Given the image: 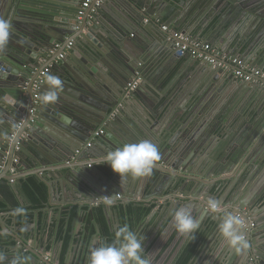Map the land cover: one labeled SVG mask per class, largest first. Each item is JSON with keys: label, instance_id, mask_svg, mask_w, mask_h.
<instances>
[{"label": "water", "instance_id": "obj_1", "mask_svg": "<svg viewBox=\"0 0 264 264\" xmlns=\"http://www.w3.org/2000/svg\"><path fill=\"white\" fill-rule=\"evenodd\" d=\"M59 1L64 0H31V2L29 0H13L9 7V17L6 20L11 21L12 28L7 44L0 49V115H5L6 120V124L0 122V176L3 174L0 177V187L8 185L17 193L23 178L36 176L38 179L46 181L44 183L48 199L44 206L46 213L55 215V212L58 211V217L61 219L64 207L73 208L78 204L79 212L71 222L69 235H72L73 229H75L74 235L78 233V228H81L80 231L83 232L85 223L82 224L77 219L82 215L83 207L91 209V205H102V200L106 198L113 200L117 195H120V192H127V190L136 192L140 185L149 193L141 200L144 202H150L151 199L158 200L163 197L165 191H168L171 196L168 200L176 201V203H172V212L182 206L189 207L193 217L200 221L201 230L209 231L211 235L219 232L218 226L226 211L234 212L244 219L243 232L249 246L243 253H237L223 245L222 264L223 260H225V264H264V157L257 161L253 166L254 169L252 167V174H247L244 177L241 175L240 185L235 184L232 189L223 188L219 184L221 182L219 174H228L232 165L234 167L230 173L236 171L235 168L242 156L239 153H233L234 155L230 159H225V162L218 160L214 161V164L212 162L206 164L203 162L202 155L206 154L205 150L208 151V147H203L201 143L197 142L199 138L195 131H189L184 135V141L176 146H170L162 152L159 151L158 164L161 163L160 167L156 165L150 176L139 179L131 177L120 179L107 164L102 163L108 152L122 147L121 144L118 147L108 141L107 133L109 134V130L115 128L118 121V115H113L111 118L110 114L118 109L119 105H125L130 99L136 100L139 91L143 89V79H140V84L133 92L127 93L126 89L130 80L133 82L138 79H133L135 71L127 68L119 69L112 64L104 65L108 66V69L102 67V64H98L105 76L95 70H89L85 65H80L78 69L83 74L82 76L72 74L68 69L66 72L64 71L65 73L53 72L52 74L59 76L64 84L57 102L48 105L42 103L39 98L38 106L34 105L31 86L39 72L46 67L38 66L40 58L44 55L33 51L32 44L47 52L51 44L65 43V38H73L77 33L73 40H79V44H83L87 50L86 56L93 60L102 52H98L95 47H92L87 39L90 40L91 34L98 28L94 21L98 20L99 16H105L106 23L111 22L118 33L126 28L122 19L109 9L110 4H115L123 10L131 7L136 8L138 21L148 19L149 26L158 28L159 25L156 22L159 19L172 18V13L168 12L167 7L163 8V2L169 0H140L138 6L132 4L131 0H110L109 4L101 9L91 7L85 11L81 20L78 17L81 16V5L84 0H67L68 5L61 4ZM205 1L208 3L206 9L214 5L215 7L226 6V12L232 11L233 13L231 20L236 17L244 24L254 21L252 25L257 34L260 36L264 34V0ZM146 4H151L153 10H149ZM89 18H91L92 24L87 25ZM41 29H43L42 32H39ZM107 29L109 28L107 27ZM141 29L145 31L147 27L141 26ZM165 35H167L166 32ZM172 48H174L173 41ZM69 59L73 58L70 56ZM36 69L38 73L32 75ZM47 88L48 85L44 77L43 87L39 92L40 97ZM7 96L13 97L15 103L9 104L4 99ZM66 118L70 119L71 123ZM46 125L52 132L44 127ZM61 130L70 134L74 139L67 137L63 144L56 141L58 138L54 132L58 133ZM96 132H100V134L92 137L89 141V136ZM8 140L7 146L2 145ZM124 140L126 139L124 138ZM256 140L257 136L249 140L241 150L247 153ZM86 143L88 144L85 146ZM29 147L32 152L28 151ZM85 149L92 152L104 150L102 153H105L101 155V161L89 162L85 156H80ZM201 149L202 151H200ZM53 150L59 156H53L51 154ZM79 150H81V154L77 155L76 161H69L67 157ZM198 152L199 155L196 159ZM193 153L195 154L192 155ZM22 154L25 157L17 165H13V158L20 157ZM60 157L69 163L62 166L63 160H59ZM97 157V155L94 156V158ZM80 161L85 163H79ZM57 165L61 168L56 167ZM12 166L23 173L16 178L14 184H8L9 169ZM47 166H50L51 172L60 178L56 184L52 183L54 175H51L49 181L47 180L44 173L50 172L49 170L41 171L42 167ZM242 167V165L238 167L237 174ZM211 177L214 180H211ZM187 187L189 188L185 191ZM178 194L187 198L177 197ZM188 194L192 197L189 198ZM57 195L61 197L57 202L58 208L51 205L56 201ZM14 197L21 198L19 194H15ZM126 197L133 198L132 195H126ZM210 199L217 202L216 210L209 208ZM68 200L71 202H67ZM135 201V199L134 201L133 199L131 201L124 200V203ZM25 214L22 213V225H18L14 218L15 228H10L0 217V234L15 240L18 250L31 246L29 254L42 264H53L52 259L45 260L46 253L41 248L42 246L38 247L39 243L33 238L36 233L40 235L42 232L39 224V212L36 213L34 222L24 221ZM51 223H53L51 219L45 221L46 227L48 228ZM43 241H46L45 236Z\"/></svg>", "mask_w": 264, "mask_h": 264}, {"label": "crops", "instance_id": "obj_2", "mask_svg": "<svg viewBox=\"0 0 264 264\" xmlns=\"http://www.w3.org/2000/svg\"><path fill=\"white\" fill-rule=\"evenodd\" d=\"M12 1L0 0V18L6 19L9 17L8 11ZM29 1L31 2V0ZM109 1L107 0L103 3L99 9L107 6ZM59 2L68 5L67 0ZM206 2L205 0H169L163 2V8L167 7L168 12L172 13V18L159 19L156 22L159 25L158 28L149 26L148 19L138 21L136 19L138 18L136 8L131 7L123 10L115 4H110L109 9L122 19L123 25H126L125 30L118 33L111 22L106 23L105 16H99L98 20L94 21L98 28L95 29L90 36V40L87 39V41L102 54L90 60L86 56L87 50L85 46L79 44V40H73L77 35L76 33L73 38H65V43L68 41L73 42L72 46L67 50L65 58L62 61H57L52 69L50 68V73H65L66 69H68L72 74L82 76L83 74L78 69L80 65H85L89 70H95L99 74L104 75L98 66L99 63L103 65L102 67H107V69L109 67L104 65L112 64V66L116 65V68L119 67V69L134 70L133 79H139H137L138 86L142 78L143 89L139 91L136 100L130 99L125 105H119L118 109H115L110 114L111 118L113 115H118V121L115 128L109 130V134L107 133L109 143L119 147V144L123 146L125 144L139 143L143 140H151L162 152L170 148V146H176L184 141V135L189 131H195L199 138L197 142L201 143L203 147H208V151L205 150L206 154L202 155L203 162H206V164L210 162L214 164V161L218 160L225 162L224 160L230 159L234 155L233 153H239L242 156L238 161L237 168H235L236 171L230 173L231 169H233L232 167H234L232 165L231 169L228 170L230 174H219V181L221 180L219 184L223 188L229 187L232 189L235 184H241L242 176L252 174V167L259 159L264 157V79L256 80L253 83H244L235 79L230 73L224 71L221 73V70H215L199 63L187 53L179 56L176 50L172 48L171 38L174 33H178L194 43L209 44L224 55L239 57L249 66L256 67L263 72L264 34L262 36L257 34L252 25L254 21L244 24L242 21L237 20L236 17L231 20L233 13L232 11L227 13L226 6L215 7L214 5L206 9L208 6ZM131 3L138 6L140 0H131ZM146 7L151 11L153 10L151 4H146ZM60 14L63 15V13ZM90 24H92L91 18L87 22V25ZM141 26L147 27V30H142ZM163 26L166 27V31L162 29ZM42 30H39V32H42ZM165 32L167 35H165ZM65 43L62 44L65 45ZM31 46L34 47L33 51L35 50L36 53L40 55L43 53L42 55H44L40 58L38 66L41 67L43 65V67L47 68L52 61V58L47 57L48 51L44 52L45 50L40 49L35 44ZM51 47L52 44L48 48L50 49ZM70 56L73 59H69ZM37 71L36 69L32 75H35ZM38 102L37 100L34 105L38 106ZM4 116L3 114L0 115L2 124H6ZM60 117L62 118V116ZM44 127L52 132L47 125ZM54 134L58 138L55 140L62 144L67 137L74 139L64 130L58 133L54 132ZM256 136L257 140L249 148L248 152L244 153L241 149L246 146L245 144L249 140ZM92 137H96L95 134L89 136V141ZM7 143H9V140L3 142L2 145L7 146ZM85 146L84 148H86ZM28 151L32 152V149L29 147ZM102 151L92 152L85 149L81 154V150H79L73 152L67 158L69 161L74 162L77 155L81 154L80 156H85L89 162H98L102 160L100 157L105 153H102ZM51 154L59 156L55 150ZM95 155L98 157L94 158ZM198 155L199 152L196 159ZM24 157L23 154L20 157H14L12 160L13 165H17ZM59 160H63V158L60 157ZM69 161L63 160L62 166L69 163ZM79 163L85 162L80 161ZM160 164H157V167H160ZM241 165L243 167L237 174V169ZM56 167L60 166L57 165ZM12 168L17 171L16 178L23 173L15 166L10 169ZM50 168V166L42 167L41 171L49 170L50 172L44 174L47 176L48 181L51 175H54L52 183L56 184L60 178L55 176ZM10 169L9 176L11 177ZM2 176L3 174L0 177ZM39 179L46 183L43 179ZM210 179L214 180L213 177ZM20 188L18 187L16 193L8 185L0 187V200L6 206V211L0 212V217L10 226L14 218L17 224L20 225L23 223V212L26 213L24 221L32 222L36 219V213L39 212V224L42 232L39 235L35 231L36 234L34 233L35 236L33 238L36 241V236H39L37 240H39L40 245H43L46 241L47 245H49L53 236L46 227L45 221H50V219L57 217L58 212L56 211V216H53V213H46L44 207L30 210L29 200ZM133 191L120 192L123 198L120 203L124 202V200L131 201V199L133 201L135 199L136 203H142L144 201L141 200L145 198V195H149L147 190H144L141 185L139 190ZM11 194L12 197L10 198L9 195ZM15 194H19L21 198H15ZM126 195H132L133 198L130 199ZM187 196L189 198L192 197L190 194ZM177 197L187 198L181 194H178ZM169 198H171L169 192L165 191L162 198L144 202L146 205H155L147 223L159 221L154 228H149L146 236H144L143 255L149 259L150 264H172L180 249L195 233L190 236H184L178 232L175 233L176 229L173 224L174 212H172L173 207L171 206L176 201H169ZM59 199L61 197L57 195L56 201L51 203V205L58 208L57 202ZM67 202H71V200ZM77 205H74V207H78ZM16 209H23V212L16 213ZM106 214H108V218L111 221V226L113 222L115 228H119L117 214L112 208L108 209ZM66 215L64 213V216ZM170 217L171 219L165 229L154 240L165 219ZM197 231L204 232L200 227ZM46 234L48 235L46 236ZM173 234H175V237L170 240ZM44 236L46 237L45 242L43 241ZM152 241H154L153 245L149 248ZM168 242H170L169 245H167ZM15 243L12 242L11 244L7 238L2 237L0 241V256H3V260H0V263L9 264L14 257L20 256L28 257L27 264H32L33 260L29 254L31 246L18 250L17 246L13 248ZM223 245L219 232L211 235L208 231L205 240L198 245L199 253L192 264H222L223 256L221 257V253ZM47 248L50 250L51 246ZM49 258L51 257L48 253L45 260ZM223 264H225V260H223Z\"/></svg>", "mask_w": 264, "mask_h": 264}, {"label": "clouds", "instance_id": "obj_3", "mask_svg": "<svg viewBox=\"0 0 264 264\" xmlns=\"http://www.w3.org/2000/svg\"><path fill=\"white\" fill-rule=\"evenodd\" d=\"M12 28L11 21L0 18V49L8 42ZM47 90L41 95V102L54 104L57 102L64 84L59 76L48 73L45 76ZM9 104L15 103L11 96L4 98ZM68 119V118H66ZM68 122L71 123L70 119ZM160 160V152L156 144L151 140H143L139 143L125 144L120 148L107 153L102 162L107 164L112 172L121 178L133 179L146 178L152 174L154 167ZM112 203L111 200L108 201ZM209 208L215 210L217 202L209 200ZM16 213H22L23 209H16ZM173 224L176 231L184 236H190L200 227V221L193 217L189 207L182 206L175 210ZM245 221L234 212L226 211L218 231L224 245L237 253H243L248 248L244 236ZM144 237L131 231L127 224L120 226L115 231V241L110 244H102L93 248L88 256V264H150L144 253ZM3 260V256H0ZM28 257H14L10 264H27Z\"/></svg>", "mask_w": 264, "mask_h": 264}, {"label": "trees", "instance_id": "obj_4", "mask_svg": "<svg viewBox=\"0 0 264 264\" xmlns=\"http://www.w3.org/2000/svg\"><path fill=\"white\" fill-rule=\"evenodd\" d=\"M6 189V188H3ZM8 189V188H7ZM21 191L27 196L29 203H30V210H37L42 207H44L47 203V188L45 184L38 179L36 176H28L21 180ZM8 196V195H7ZM9 197H12V194L9 195ZM155 205H146L144 202L142 203H124V202H118L116 205L112 207V210L117 214L118 217V224L120 226L127 224L129 229L133 232H135L138 236L144 237L146 236V232L149 230V228H154L159 221H150L147 223L148 218L152 214L154 210ZM89 210H91V213H89ZM108 208L105 207V205H99L97 207H92L89 209L88 207H83L82 209V215L80 216L81 220L88 226L92 227L94 225L98 226V234L99 238L102 239V244H110L115 241V231L118 229L113 228L114 224L108 218V214H106ZM6 206L0 201V212H5ZM79 212L78 207H74L69 212V215L67 216L68 219H66L67 225L62 223L61 229L59 231V234L56 238V240H62L63 245L60 249V262L64 261L65 254L69 250V242L70 238L68 237L67 231L69 230L70 222L76 217L77 213ZM171 217L168 219H165L162 226L159 228L158 233L156 237H154V240H156L159 236V234L162 232L163 229H165L166 225L169 223ZM65 221V220H63ZM119 226V227H120ZM63 228H65L63 230ZM91 228V229H92ZM93 232V230H91ZM177 233V231H175ZM207 236V232H198L196 231L188 240V242L180 249L177 256L173 260L172 264H192L193 261L196 259L199 249L198 245L205 240ZM175 237V234L172 235L170 240H173ZM2 240V237H0V241ZM152 241L149 245V248L153 245ZM171 242V241H170ZM170 242L167 243V245L170 244ZM50 248V245L48 246ZM82 259V258H81ZM0 264H8V263H0ZM10 264V263H9Z\"/></svg>", "mask_w": 264, "mask_h": 264}, {"label": "built area", "instance_id": "obj_5", "mask_svg": "<svg viewBox=\"0 0 264 264\" xmlns=\"http://www.w3.org/2000/svg\"><path fill=\"white\" fill-rule=\"evenodd\" d=\"M106 1L107 0H85L81 5V16H79L78 19L81 20L84 12L90 9L91 7L99 8ZM162 29L166 31V27L163 26ZM171 39L174 43L176 53L179 56L187 53L199 63L207 65L215 70H221L230 73L235 79L244 83H253L256 80L264 79V74L260 69L253 66H249L239 57H228V55H224L218 49L213 48L209 44L194 43L188 38L178 33H174ZM72 43V41H68L67 43H65V45H63L62 43H54L52 47L48 50L47 57L52 58V61L47 66V68L39 72L40 74L37 76L31 86L34 104L37 102V100H39V92L43 85L45 75L49 73L50 68L54 66L57 61H62V59L65 58L67 50L71 48ZM137 82L138 81L136 80L129 83L126 89L127 92L134 91L137 88ZM99 134L100 132H96L95 136H98ZM10 174L11 177L9 179V184H14L17 175L16 169H10ZM109 200L116 203L117 201H122L123 198L121 195H117L113 200L109 198L102 200V203L112 206V203H108Z\"/></svg>", "mask_w": 264, "mask_h": 264}, {"label": "flooded vegetation", "instance_id": "obj_6", "mask_svg": "<svg viewBox=\"0 0 264 264\" xmlns=\"http://www.w3.org/2000/svg\"><path fill=\"white\" fill-rule=\"evenodd\" d=\"M72 208L70 207H64L63 208V212H62V218L59 219L58 215L57 217H54L53 219H51L53 221V223L50 224V226H48V230H50V234H52V238L50 240L49 245L51 246V249L49 250L48 248L46 249V247H48L49 245H47V241L43 244L40 245L39 240H37L39 238V236H36V241L39 243L38 247L40 248H45L43 249L44 252L46 253V255L49 253V256L51 258H49L46 261H49L50 259L53 260V264H88V256L90 251L98 246L102 245V239L99 238V230H98V226L94 225L93 228L90 226L88 227L85 224V228L83 230V232H81L80 230H82L81 228L77 229L78 233L76 235L75 234V229H73L72 231V235H69V233L71 232V227H69V230L67 231L68 237L70 238V242H69V250L67 251V253L65 254L64 257V261L60 262V252H61V248L63 245L62 240H56L59 231L61 229V225L62 223H64L65 225H67L68 222H65L66 219H68V215L69 212L71 211ZM58 212V211H57ZM56 213V212H55ZM64 213L67 214L66 216H64ZM53 216H56L53 215ZM80 223L83 224V221L81 220L80 216L77 218ZM65 220V221H63ZM14 221H12L11 226L10 224H8L10 226V228H15V225L13 223ZM72 222V221H71ZM70 222V225H71ZM69 225V226H70ZM92 228V229H91ZM114 230L117 229L115 228V226H113ZM65 228H63L64 230ZM47 230V231H48ZM91 230H93V232H91ZM0 237H5L7 238L8 242H10L12 244V242H16L15 240H12L11 238H9L6 235L0 234ZM14 244V243H13ZM17 246V243H15V245H13V248H15ZM31 256V255H30ZM46 257V256H45ZM44 257V258H45ZM82 258V259H81ZM31 259L33 260L32 264H42L41 262H39L37 259H35L34 257L31 256Z\"/></svg>", "mask_w": 264, "mask_h": 264}, {"label": "rangeland", "instance_id": "obj_7", "mask_svg": "<svg viewBox=\"0 0 264 264\" xmlns=\"http://www.w3.org/2000/svg\"><path fill=\"white\" fill-rule=\"evenodd\" d=\"M130 93H131V92H130ZM117 202H120V201H117ZM115 204H116L115 202H112V206H114ZM102 205H103V204H102ZM91 206H92V207H97L96 205H91ZM112 206L109 207V205H108V206L105 205V207L108 208V209H109V208L111 209ZM92 207H91V208H92ZM220 209H221V208H220ZM220 209H219V210H220Z\"/></svg>", "mask_w": 264, "mask_h": 264}, {"label": "bare ground", "instance_id": "obj_8", "mask_svg": "<svg viewBox=\"0 0 264 264\" xmlns=\"http://www.w3.org/2000/svg\"><path fill=\"white\" fill-rule=\"evenodd\" d=\"M214 72V71H213ZM221 73H222V71H221ZM223 181V180H222Z\"/></svg>", "mask_w": 264, "mask_h": 264}]
</instances>
